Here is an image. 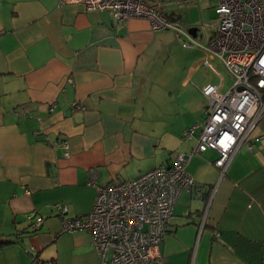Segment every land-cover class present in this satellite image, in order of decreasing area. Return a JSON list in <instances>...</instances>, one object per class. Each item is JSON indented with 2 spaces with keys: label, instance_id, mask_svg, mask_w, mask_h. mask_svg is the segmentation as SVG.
I'll return each mask as SVG.
<instances>
[{
  "label": "crops",
  "instance_id": "crops-1",
  "mask_svg": "<svg viewBox=\"0 0 264 264\" xmlns=\"http://www.w3.org/2000/svg\"><path fill=\"white\" fill-rule=\"evenodd\" d=\"M172 48L178 37L146 19L0 0V264H99L87 231L60 233L55 205L83 218L96 195L90 173L98 185L131 180L191 151L182 132L207 114L200 89L224 88V67L213 57L205 65L194 45L171 72ZM250 136L258 140L241 144L223 174L214 149L189 159L195 185L175 201L160 263L148 264H264V114Z\"/></svg>",
  "mask_w": 264,
  "mask_h": 264
},
{
  "label": "built area",
  "instance_id": "built-area-1",
  "mask_svg": "<svg viewBox=\"0 0 264 264\" xmlns=\"http://www.w3.org/2000/svg\"><path fill=\"white\" fill-rule=\"evenodd\" d=\"M59 3H78L86 11H108L116 23L142 18L149 22L152 31L173 29L178 37L185 36L189 44L203 50L205 65L211 67L209 57L218 59L232 80L225 92H221L220 83L200 89L207 102V114L182 132L184 139L195 140L189 153L173 152L168 164L131 180L98 185L90 173L87 185L95 188L96 195L91 211L83 218L66 217L67 207L55 205L62 216L60 233L87 231L99 264L160 263V244L175 201L183 190L195 185L186 171L189 159L196 153L214 149L218 157L213 164L223 174L241 144L258 140H253L250 133L264 114V0H217L212 37L205 44L188 30L173 25L148 0H59ZM72 108L80 106L73 103ZM60 147L67 157V141L63 140ZM247 148L251 150V145ZM26 220L37 228L43 218L28 214Z\"/></svg>",
  "mask_w": 264,
  "mask_h": 264
},
{
  "label": "rangeland",
  "instance_id": "rangeland-1",
  "mask_svg": "<svg viewBox=\"0 0 264 264\" xmlns=\"http://www.w3.org/2000/svg\"><path fill=\"white\" fill-rule=\"evenodd\" d=\"M150 1L154 4H157V8L163 11V13L169 18L171 23H173V25L179 26L184 31H187L192 27H197L199 29V32L203 34L202 41L208 38L210 33L213 32L215 26V14L212 5L216 3V0ZM160 31H168L178 37V35L173 29L166 28ZM178 42L180 47L179 50L176 51L172 48V52L173 54L176 53L180 58L174 57L171 60L173 64L177 65V67L171 69V72L174 71L177 74L183 70L184 66L187 65L188 62V60L185 59V55L182 51L194 46L192 44H189V41L185 36L178 37ZM184 44H186L185 47L183 46ZM218 72L224 78V88L221 89V92H225L227 88L231 85L232 80L230 76L227 75L228 73H226L222 67H218Z\"/></svg>",
  "mask_w": 264,
  "mask_h": 264
},
{
  "label": "water",
  "instance_id": "water-1",
  "mask_svg": "<svg viewBox=\"0 0 264 264\" xmlns=\"http://www.w3.org/2000/svg\"><path fill=\"white\" fill-rule=\"evenodd\" d=\"M188 32L193 36L194 38L197 36V33H199V29L197 27H192L188 30ZM202 34H200L201 37ZM212 37V35H211Z\"/></svg>",
  "mask_w": 264,
  "mask_h": 264
},
{
  "label": "trees",
  "instance_id": "trees-1",
  "mask_svg": "<svg viewBox=\"0 0 264 264\" xmlns=\"http://www.w3.org/2000/svg\"><path fill=\"white\" fill-rule=\"evenodd\" d=\"M174 208V207H173Z\"/></svg>",
  "mask_w": 264,
  "mask_h": 264
}]
</instances>
